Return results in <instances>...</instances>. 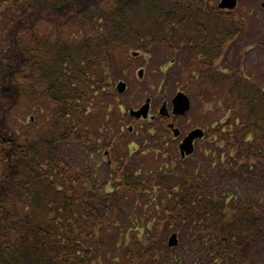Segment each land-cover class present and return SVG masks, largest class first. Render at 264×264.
Wrapping results in <instances>:
<instances>
[{
    "label": "trees",
    "instance_id": "obj_1",
    "mask_svg": "<svg viewBox=\"0 0 264 264\" xmlns=\"http://www.w3.org/2000/svg\"><path fill=\"white\" fill-rule=\"evenodd\" d=\"M213 1L0 0V264H181L169 229L202 264H264V208L224 183L264 179V90L222 67L245 24ZM130 51L170 66L185 54V90L223 92L228 114L201 163L166 164L177 151L162 116L109 140L96 127L93 112L121 113L110 83ZM42 107L43 125H20L21 111ZM71 146L83 162L66 158ZM107 148L97 178L92 160ZM153 194L162 213L148 217Z\"/></svg>",
    "mask_w": 264,
    "mask_h": 264
},
{
    "label": "rangeland",
    "instance_id": "obj_2",
    "mask_svg": "<svg viewBox=\"0 0 264 264\" xmlns=\"http://www.w3.org/2000/svg\"><path fill=\"white\" fill-rule=\"evenodd\" d=\"M219 0H214L217 4ZM237 8L229 12L230 17L233 19L240 18L245 24V34L242 39L236 40L234 43V51L229 52L226 56V63L222 67L227 65L232 67L234 72H237L240 76L250 80L255 85L264 90V0H237ZM215 4H213L215 6ZM227 13L226 11L223 12ZM134 52H128L126 57L117 56L118 62L122 61L123 64L119 66L118 76H114L112 73L111 83L112 89L116 92V85L119 82L126 84V91L123 94H119L118 104H120L121 113L118 111L115 114L106 115L105 111L99 110L93 112V121L103 134H107L109 140L116 136L117 131L125 132L128 127H135L136 123L129 117V109L133 111H139L145 100H150V108L144 116L145 119H150L151 116H156L163 102L167 103V110L169 114V123L174 125L175 134L177 139L172 137L173 141L167 140L168 146L166 149H177L178 143L182 138L190 131L194 129H200L207 134L209 128L215 125L218 120H222L227 116L228 112L225 111L224 95L220 91H210L207 86L198 90L197 87L186 91V78L182 74H178L180 69L178 66H189L187 62V55L177 54L176 65L170 66V59L167 55L158 53L144 54L143 52H137V56L133 57ZM133 59V60H132ZM161 66V67H160ZM160 67V68H159ZM193 69V68H192ZM222 69V68H221ZM194 70V69H193ZM142 71L141 78H138V72ZM196 72V71H195ZM227 71H225L226 73ZM177 92L185 94L190 100V110L181 117H174L171 113V99ZM117 93V92H116ZM32 110V108H31ZM94 109H91L93 111ZM117 111L116 106L111 107V112ZM225 111V112H224ZM41 112V113H40ZM108 113V114H111ZM116 115V116H114ZM46 109L44 107L37 108L34 111H27L19 113L16 118L23 127L35 126L39 128L47 120ZM118 116V117H117ZM31 119L30 125L28 120ZM90 122L89 128H94L95 125ZM95 127V128H96ZM205 146L200 143H195L194 152L186 157L183 167L189 165H196L201 163L200 153ZM165 146L158 154L165 153ZM109 148L105 151L101 150L98 154L94 155L92 164H96V177L102 178L107 173L105 164L107 163L108 156H105V152H109ZM74 155L76 159L83 162L86 158V154L80 153L74 146L70 147L68 152L66 151V158L75 163ZM167 161V165L178 164L180 160L179 155ZM80 161V162H81ZM95 166V165H94ZM1 173V166H0ZM245 177V176H244ZM243 176L225 177V190L231 191L244 198L246 201L251 200L255 205H260L264 208V179H250ZM147 216L162 213L161 207H159L158 199L153 194L152 200L148 203ZM174 232V229L166 230L164 236L165 245L168 237ZM178 234V233H176ZM179 245L176 248V257L181 259V264H202V250L188 249L187 244L183 241V246H180V237L178 234ZM255 264H261L260 260H257Z\"/></svg>",
    "mask_w": 264,
    "mask_h": 264
},
{
    "label": "water",
    "instance_id": "obj_3",
    "mask_svg": "<svg viewBox=\"0 0 264 264\" xmlns=\"http://www.w3.org/2000/svg\"><path fill=\"white\" fill-rule=\"evenodd\" d=\"M220 9H229L232 10L236 7V1L235 0H221L220 4L218 5ZM142 76V72H139V77ZM125 84L118 83L117 84V91L118 93H123L125 91ZM172 103V114L183 116L185 115L189 109H190V101L186 95L183 93H177L175 97L171 101ZM149 107V100L145 101V104L142 106V108L138 112H134L133 110H130L129 114L131 117L140 118L144 117L148 111ZM166 112V104L164 103L160 109L161 114H165ZM172 128V126H170ZM203 137L202 130L196 129L190 133L183 139L181 144L179 145V152L182 158H185L186 156H190L193 151V143L197 139H201ZM168 247L173 248L177 245V237L175 234L171 235L168 239Z\"/></svg>",
    "mask_w": 264,
    "mask_h": 264
},
{
    "label": "flooded vegetation",
    "instance_id": "obj_4",
    "mask_svg": "<svg viewBox=\"0 0 264 264\" xmlns=\"http://www.w3.org/2000/svg\"><path fill=\"white\" fill-rule=\"evenodd\" d=\"M262 7H264V5L262 4Z\"/></svg>",
    "mask_w": 264,
    "mask_h": 264
}]
</instances>
